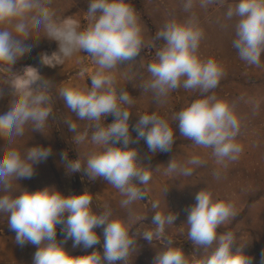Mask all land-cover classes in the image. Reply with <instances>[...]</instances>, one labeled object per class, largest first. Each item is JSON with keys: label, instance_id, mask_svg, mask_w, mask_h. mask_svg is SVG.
Segmentation results:
<instances>
[{"label": "clouds", "instance_id": "clouds-1", "mask_svg": "<svg viewBox=\"0 0 264 264\" xmlns=\"http://www.w3.org/2000/svg\"><path fill=\"white\" fill-rule=\"evenodd\" d=\"M50 2V0H49ZM214 0H203V4ZM190 6V5H188ZM187 7V6H186ZM34 10L37 15L26 18ZM87 13L93 22L83 31H77L72 23L63 27L53 21V13L44 7V0H0V24L17 21L16 35L7 29H0V63L12 65L30 51L24 44L31 29L43 26L47 37L59 42V53L64 57L74 51L86 52L98 65L91 77L90 88H64L60 95L68 108L81 120L94 121L92 140L102 150L89 156L84 171L92 179L102 177L126 196L122 201L128 205L145 198L139 185L151 179V172L137 161V150L129 147L132 140L129 132L130 110L122 107L132 104L133 98L127 91L117 90L110 70L124 62L134 61L143 49L141 28L135 9L126 0H89ZM228 19L238 18L235 25L236 38L233 47L243 61L259 65L264 53V0H238L229 6ZM203 30L194 22H167L156 35L165 43L156 52V61L148 65L152 80L147 87L156 96H166L182 84L186 90L199 89L202 98L194 100L188 107L176 113L182 137L194 144L211 148L219 159L236 160L242 146L236 141L240 122L233 106L213 93L221 77L223 67L214 59H202L198 54ZM55 54V53H54ZM40 81L35 88L31 85ZM48 81L36 75L30 87L14 93L10 110L0 115V136H20L24 126L32 122L34 130L44 127L51 114L49 96L45 91ZM111 114L114 122L105 126L103 118ZM70 131L75 125H70ZM137 138L144 139L150 152H167L175 141V130L169 122L154 112L140 115L134 126ZM120 145V146H117ZM51 148L40 146L28 148L25 155L15 148L0 150V186L5 193L11 188V181L31 178L34 165L47 160ZM71 172L81 171L78 160L68 162L67 153L61 154ZM190 164L198 165L193 158ZM167 169H178L183 175L192 170L182 168L171 160ZM93 197L84 191L81 194L65 196L55 187H44L37 191L23 190L19 195H0V213L8 214V226L16 233V242L24 246H37L33 264H116L130 256L136 243L129 234L127 224L119 218H111V210L105 208L97 213L91 207ZM196 203L188 209V239L201 254L189 259L181 247L173 246L171 240L164 242L163 250L156 254L153 264H253V258L244 251V245L236 246L237 239L232 231L218 234L219 226L234 216V205L224 200H214L211 191L201 189L195 195ZM158 203L153 204L157 208ZM176 215L157 211L152 216L156 225L155 234L164 232L166 225H173ZM61 225L64 239H56V227ZM103 228V252L92 251L85 255H72L65 248L68 239L73 248H92L100 243V236L94 230ZM151 242L153 231H145L143 237ZM261 264H264L262 256Z\"/></svg>", "mask_w": 264, "mask_h": 264}, {"label": "rangeland", "instance_id": "rangeland-1", "mask_svg": "<svg viewBox=\"0 0 264 264\" xmlns=\"http://www.w3.org/2000/svg\"><path fill=\"white\" fill-rule=\"evenodd\" d=\"M138 17L143 39V49L134 61L124 62L110 70L114 78L113 86L119 91H127L133 98L132 104L122 107L130 110L129 132L134 143L129 147L137 150V161L151 172L147 184L139 185L145 198L128 205L122 201L126 196L102 177L92 179L84 169L90 155L101 151L102 146L92 140L94 121L81 120L66 105L60 95L64 88L85 89L91 86V77L98 65L86 52L74 51L64 57L59 53V42L47 37L43 26L31 29L24 44L30 51L19 57L12 65L0 63V115L10 110L14 93L30 87L36 75L48 81L45 91L49 96L52 109L45 125L34 130L30 121L24 126L20 136H0V150L15 148L25 155L28 148L40 146L51 148L47 160L34 165L31 178H18L11 181L10 190L5 193L0 186V195H19L23 190L37 191L44 187H55L65 196L87 191L92 197L93 211L100 213L108 208L111 218L122 219L129 228V234L136 243L130 256L116 264H153L157 253L163 250L164 242L171 240L173 246L181 247L191 260L201 254L188 239L187 215L190 206L196 203L195 195L201 189L211 191L214 200H224L234 205L235 215L219 226L218 234L232 231L237 239L236 246L244 245V251L253 258V264H261L264 256V53L261 62L249 65L240 59L233 47L236 38V17L228 19L226 12L238 0H214L203 4V0H126ZM190 5V6H188ZM187 6V7H186ZM44 7L53 13L52 19L57 26L72 23L76 30L83 31L93 22L87 13L89 0H44ZM37 15L34 10L28 14ZM196 23L203 30L198 54L202 59L212 58L224 69L218 86L207 95L228 101L234 108L240 122L236 141L241 144L242 152L236 160L219 159L211 148H204L182 137L178 122L174 119L177 112L188 107L194 100L202 98L199 89L186 90L182 84L166 96L157 97L154 90L147 87L152 80L148 65L156 61V52L165 43L156 35L169 21ZM17 21L0 24L15 36ZM55 53V54H54ZM40 81L31 87L35 88ZM155 113L167 120L175 130V141L170 151L150 152L144 139L136 140L134 126L140 115ZM114 122L111 114L102 123L107 126ZM75 130L70 131V125ZM120 146V145H117ZM67 153L68 162L78 160L81 171L71 172L61 154ZM198 158L200 164L189 161ZM174 160L182 168L192 170L191 175H183L178 169L169 172L168 163ZM158 203L157 208L153 204ZM157 211L172 212L176 215L173 225H166L162 234L156 235V225L152 216ZM61 225L56 227V239H64ZM100 236V243L92 248L83 246L73 248L68 239L65 248L72 255H85L92 251L103 252V228L94 229ZM153 231L151 242L145 240L143 233ZM37 246L16 242V233L8 226V214L0 213V264H33Z\"/></svg>", "mask_w": 264, "mask_h": 264}]
</instances>
